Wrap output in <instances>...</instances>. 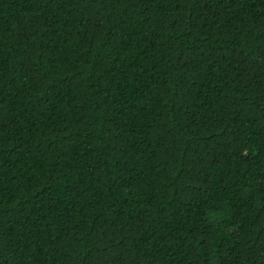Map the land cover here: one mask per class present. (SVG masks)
<instances>
[{
	"label": "trees",
	"instance_id": "obj_1",
	"mask_svg": "<svg viewBox=\"0 0 264 264\" xmlns=\"http://www.w3.org/2000/svg\"><path fill=\"white\" fill-rule=\"evenodd\" d=\"M0 264H264V0H0Z\"/></svg>",
	"mask_w": 264,
	"mask_h": 264
}]
</instances>
